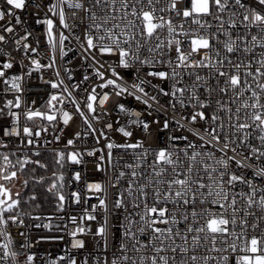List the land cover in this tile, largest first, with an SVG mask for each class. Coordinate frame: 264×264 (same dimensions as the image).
Here are the masks:
<instances>
[{"label": "snow or ice", "instance_id": "obj_1", "mask_svg": "<svg viewBox=\"0 0 264 264\" xmlns=\"http://www.w3.org/2000/svg\"><path fill=\"white\" fill-rule=\"evenodd\" d=\"M0 264H264V0H0Z\"/></svg>", "mask_w": 264, "mask_h": 264}, {"label": "built area", "instance_id": "obj_2", "mask_svg": "<svg viewBox=\"0 0 264 264\" xmlns=\"http://www.w3.org/2000/svg\"><path fill=\"white\" fill-rule=\"evenodd\" d=\"M22 19L27 21V25L29 26L30 30H35L36 35H40L43 32V28L44 26L42 25H36L34 23V19L27 15V14H22ZM71 47H73L74 49L77 48V45L75 44V42L72 43ZM44 48V44H43V40L41 41V49L43 50ZM79 56V52L78 50L73 53L70 52L68 57L65 58L64 60V66H67L69 68H75L76 70L73 72V76H74V80L72 81V83H76L78 81H80L82 79V76L85 72L90 73L91 69H88L86 67H79V65L81 64V61L78 59ZM118 71L121 72L122 75H125L126 79H131V76L126 74V70L123 69H118ZM36 76L37 74H34V82L32 84V88L37 89V88H45L47 86L42 85L39 83L38 80H36ZM31 98L37 99V103L39 104L41 102V100L43 98H46V93L45 92H38V91H33L31 93ZM128 102L130 103V105L132 107H138V105L136 104V102L134 100H132V98H128ZM97 178H99V174H97ZM73 209H70V211ZM47 211V210H46ZM47 234L44 233L43 230H38L36 232L33 233L34 236H38L40 234ZM61 245L60 244H41L38 246V249H34L37 250L40 256H46L48 253H52V255H60L62 254L61 252Z\"/></svg>", "mask_w": 264, "mask_h": 264}, {"label": "trees", "instance_id": "obj_3", "mask_svg": "<svg viewBox=\"0 0 264 264\" xmlns=\"http://www.w3.org/2000/svg\"><path fill=\"white\" fill-rule=\"evenodd\" d=\"M45 210H50V205L46 206Z\"/></svg>", "mask_w": 264, "mask_h": 264}]
</instances>
